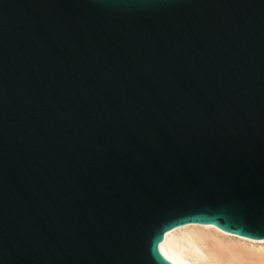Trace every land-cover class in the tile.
Returning a JSON list of instances; mask_svg holds the SVG:
<instances>
[{
	"label": "water",
	"instance_id": "water-1",
	"mask_svg": "<svg viewBox=\"0 0 264 264\" xmlns=\"http://www.w3.org/2000/svg\"><path fill=\"white\" fill-rule=\"evenodd\" d=\"M192 222L264 238V0H0V264Z\"/></svg>",
	"mask_w": 264,
	"mask_h": 264
},
{
	"label": "bare ground",
	"instance_id": "bare-ground-1",
	"mask_svg": "<svg viewBox=\"0 0 264 264\" xmlns=\"http://www.w3.org/2000/svg\"><path fill=\"white\" fill-rule=\"evenodd\" d=\"M175 264H264V238L233 233L208 223H186L158 242Z\"/></svg>",
	"mask_w": 264,
	"mask_h": 264
}]
</instances>
